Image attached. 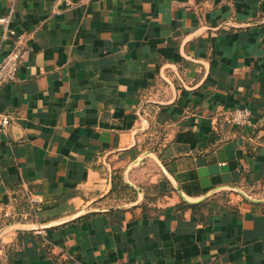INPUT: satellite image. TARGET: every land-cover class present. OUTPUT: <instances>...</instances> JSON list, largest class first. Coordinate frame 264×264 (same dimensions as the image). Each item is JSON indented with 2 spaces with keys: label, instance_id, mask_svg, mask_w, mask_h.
Instances as JSON below:
<instances>
[{
  "label": "crops",
  "instance_id": "0c3cea01",
  "mask_svg": "<svg viewBox=\"0 0 264 264\" xmlns=\"http://www.w3.org/2000/svg\"><path fill=\"white\" fill-rule=\"evenodd\" d=\"M12 7L0 264H264V0ZM238 107L252 126L224 122ZM117 173L135 200L107 198Z\"/></svg>",
  "mask_w": 264,
  "mask_h": 264
},
{
  "label": "built area",
  "instance_id": "2783aa9c",
  "mask_svg": "<svg viewBox=\"0 0 264 264\" xmlns=\"http://www.w3.org/2000/svg\"><path fill=\"white\" fill-rule=\"evenodd\" d=\"M14 8H10L9 12L0 17V25L2 27V42L9 44L10 49L0 59V91L6 85L15 82L19 73V69L23 60L26 50V37L19 35L15 29L11 27ZM222 118L225 123L239 127H246L253 125L252 112L249 107H238L231 111L224 112ZM11 125V117L0 111V131L8 134ZM24 188V195L30 206V211L26 213V217L36 213L37 200L33 198L29 187L26 183L22 182ZM5 218H11L12 213L5 211Z\"/></svg>",
  "mask_w": 264,
  "mask_h": 264
},
{
  "label": "trees",
  "instance_id": "16d2710c",
  "mask_svg": "<svg viewBox=\"0 0 264 264\" xmlns=\"http://www.w3.org/2000/svg\"><path fill=\"white\" fill-rule=\"evenodd\" d=\"M126 193H130L129 197H126ZM137 196V190L125 182L123 176L119 173L113 177V186L107 196L108 199L113 201H133Z\"/></svg>",
  "mask_w": 264,
  "mask_h": 264
},
{
  "label": "rangeland",
  "instance_id": "374dc122",
  "mask_svg": "<svg viewBox=\"0 0 264 264\" xmlns=\"http://www.w3.org/2000/svg\"><path fill=\"white\" fill-rule=\"evenodd\" d=\"M130 193H126V197H129Z\"/></svg>",
  "mask_w": 264,
  "mask_h": 264
}]
</instances>
